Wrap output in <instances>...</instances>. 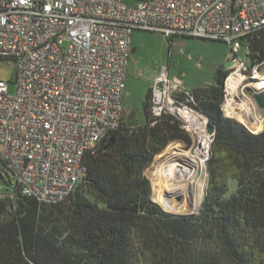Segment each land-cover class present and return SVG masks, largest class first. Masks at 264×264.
Wrapping results in <instances>:
<instances>
[{
  "label": "built area",
  "instance_id": "2783aa9c",
  "mask_svg": "<svg viewBox=\"0 0 264 264\" xmlns=\"http://www.w3.org/2000/svg\"><path fill=\"white\" fill-rule=\"evenodd\" d=\"M261 29L264 0H0V68L13 63L15 85L8 93L0 78V159L20 194L55 204L83 180L86 157L121 123L135 30L227 43L234 59L221 110L232 118L240 93L264 90V59L239 58L241 49L251 52L247 36ZM148 109L151 125L170 116L190 136L194 112L213 140L194 93L167 71L154 77Z\"/></svg>",
  "mask_w": 264,
  "mask_h": 264
},
{
  "label": "trees",
  "instance_id": "16d2710c",
  "mask_svg": "<svg viewBox=\"0 0 264 264\" xmlns=\"http://www.w3.org/2000/svg\"><path fill=\"white\" fill-rule=\"evenodd\" d=\"M246 40L249 61H262L264 29ZM227 72L192 91L214 128L197 213H167L150 200L145 169L169 141L190 139L170 116L151 125L149 89L146 122L122 117L86 157L84 189L55 204L17 186L0 195V264H264V127L252 133L223 114Z\"/></svg>",
  "mask_w": 264,
  "mask_h": 264
},
{
  "label": "rangeland",
  "instance_id": "374dc122",
  "mask_svg": "<svg viewBox=\"0 0 264 264\" xmlns=\"http://www.w3.org/2000/svg\"><path fill=\"white\" fill-rule=\"evenodd\" d=\"M126 1L132 3L135 0ZM130 49L131 53L125 73V88L122 98L123 121L127 122L126 119L132 114L134 116V122L139 125L146 122L144 102L146 100V93L150 89L155 76L161 74L163 71H167L168 76L171 78H178L185 89L194 91L205 86L216 85V76L219 73L222 74L227 71V74H229L231 70H228L229 68L226 67V64L232 62L234 59L228 44L220 40L188 36H174L169 40L160 32L146 30H135L132 33ZM239 58L249 63V59L244 55L242 49L239 52ZM262 69L264 70V66ZM0 78L7 82L8 93H12L15 88L12 62H4L1 64ZM240 94L239 99L243 104L240 110L244 113V117L257 116L255 120L260 124L262 123L263 129L264 109H261L258 104L254 102V98L248 87L244 90V93ZM245 108L247 110L246 112L244 111ZM231 117L245 126V124L235 118L234 115ZM245 127L250 132L255 133L250 130L249 127ZM187 135L190 139L189 142L179 139L169 141L166 147L154 156L153 161L144 171L145 176L150 181V200L159 205L163 211L176 215L192 214L198 211L207 185L206 162L209 157L211 142L209 143L207 154L201 156L203 158V166L191 181L188 198L192 199L195 209L189 212L170 211L161 206L160 202L156 200L159 195L158 188L163 190L165 187L163 184H160V177L152 168L154 164L161 160L163 155L173 147L185 146L189 148L191 145H196L193 136H190L189 133H187ZM168 172L169 170L166 173ZM155 178L158 181V188L153 185ZM235 185V180L230 179V188L234 189ZM15 187L16 183L12 173L0 162V195L12 194ZM76 187L84 189L82 182H79ZM181 198L180 196L175 197L178 201L181 200Z\"/></svg>",
  "mask_w": 264,
  "mask_h": 264
},
{
  "label": "bare ground",
  "instance_id": "6f19581e",
  "mask_svg": "<svg viewBox=\"0 0 264 264\" xmlns=\"http://www.w3.org/2000/svg\"><path fill=\"white\" fill-rule=\"evenodd\" d=\"M237 80L238 83L241 81L239 77H237ZM258 87L264 88V83L258 84ZM244 111H247L246 108ZM243 114L240 110L233 115L253 132L261 131L262 123L260 124L255 120L257 116L253 115L245 118ZM188 121L191 136H193L196 145H191L189 148L185 146L173 147L152 168L159 175L160 184L165 187L163 190L157 187L159 195L156 200L160 202L164 209L176 212H189L195 209L192 199L188 198L191 181L203 166L201 156L207 154L209 147V139L204 126L205 120L200 115L192 112L191 115H188ZM168 170L169 172L166 173ZM177 196L182 197L181 200H176L175 197Z\"/></svg>",
  "mask_w": 264,
  "mask_h": 264
},
{
  "label": "water",
  "instance_id": "95a60500",
  "mask_svg": "<svg viewBox=\"0 0 264 264\" xmlns=\"http://www.w3.org/2000/svg\"><path fill=\"white\" fill-rule=\"evenodd\" d=\"M232 65L231 62H228L226 64V67L229 68L230 66ZM253 98L255 100V102L258 104V106L261 108V109H264V90H261V91H258V92H255L253 94ZM207 131L209 133H214V128L212 125L208 124L207 125ZM207 164L209 163V160H207L206 162Z\"/></svg>",
  "mask_w": 264,
  "mask_h": 264
},
{
  "label": "crops",
  "instance_id": "0c3cea01",
  "mask_svg": "<svg viewBox=\"0 0 264 264\" xmlns=\"http://www.w3.org/2000/svg\"><path fill=\"white\" fill-rule=\"evenodd\" d=\"M132 50H134V49H132Z\"/></svg>",
  "mask_w": 264,
  "mask_h": 264
}]
</instances>
